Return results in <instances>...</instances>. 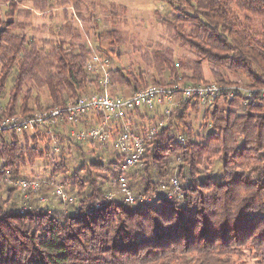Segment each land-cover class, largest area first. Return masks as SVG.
I'll return each mask as SVG.
<instances>
[{
  "label": "trees",
  "instance_id": "obj_1",
  "mask_svg": "<svg viewBox=\"0 0 264 264\" xmlns=\"http://www.w3.org/2000/svg\"><path fill=\"white\" fill-rule=\"evenodd\" d=\"M29 1L41 10L49 3L7 0L0 16V99L12 79L7 102L0 105V120L65 106L100 91L98 76L86 71L91 50L60 43L54 48L55 71L43 82L49 105L38 98L32 101L30 92H24L40 56L29 50L25 36L12 31L19 5ZM161 1L173 11L163 22L196 58L193 74H177L166 59L161 60L169 72L166 84L113 68L112 97L113 86L133 95L149 86L205 82L202 62L242 74L247 81L243 88H264V0ZM97 50L111 62L114 50ZM213 76L217 84L234 85L219 72ZM201 108L190 101L175 107L158 133L145 140L141 167L126 172L132 194L155 196L150 203L127 205L122 195L109 194L112 187L118 192L116 180L124 159L114 145L115 133L110 138L118 153L115 158L82 161L70 177L63 162L53 164L48 182L60 174L62 186L74 190L67 195L71 202H62L54 191L59 207L44 208L38 205L46 202L40 185L36 193L17 196L10 187L13 204H0V264H239L235 257L242 250L264 264V97L237 92L233 99L219 98L202 108L200 129L209 127L206 136L194 132L188 121L189 112ZM85 120L84 126L97 123ZM47 133V127H37L32 136L0 133V184H7L6 170L15 182L23 178L24 166L50 158L46 145L39 148L48 140ZM18 196L25 211L15 206Z\"/></svg>",
  "mask_w": 264,
  "mask_h": 264
},
{
  "label": "rangeland",
  "instance_id": "obj_2",
  "mask_svg": "<svg viewBox=\"0 0 264 264\" xmlns=\"http://www.w3.org/2000/svg\"><path fill=\"white\" fill-rule=\"evenodd\" d=\"M41 8L43 9H36L30 1L19 5L20 14L15 19L16 27L12 31L25 36L30 44L29 50L38 51L40 56L37 70L23 88L24 92H30L32 101L38 98L40 104L49 105L48 91L43 82L55 71L54 48L60 43L70 49L85 46L87 50H91V54L97 53V49L114 50L111 54L113 68L128 70L134 76L142 75L147 80L154 78L163 84H166L169 72L161 62L162 59L171 62L177 74H193L196 58L187 47L179 45L174 31L163 22L165 18L170 19L173 16V11L161 0H49V3ZM6 10L7 0H0V16ZM201 67L205 82L200 83H216L213 74L219 72L227 80L234 82L233 86L246 87L247 81L242 74H230L211 67L206 62H202ZM149 85L152 84H147ZM11 87L12 79H9L0 105L7 102ZM108 91L110 93L109 87ZM111 93L116 97H129L132 94L130 90L116 86L111 88ZM166 109L170 112L174 110L162 105L151 110L141 108L134 111L130 116V130L138 133V136H145L160 120H165L166 124ZM202 112V108L196 113L190 111L188 121L194 132L206 136L209 127L200 129ZM74 130L76 128L65 125L47 133L48 140L45 139L39 148L42 149L46 145L50 158L38 160L32 167L24 166L22 169V179H35L40 183L46 198L45 204L38 203L41 207H59L60 202L54 195L56 189H61L66 195L73 194L74 191L69 186H62L60 174L48 182L53 164L63 162L67 169L66 177H70L82 161L102 156L104 162H107L118 154L110 140L106 144L75 142L70 136ZM32 135L33 132L29 133V136ZM181 138L180 136L178 139ZM19 139L22 144L23 138ZM75 145L79 146L80 151L75 149ZM10 187L17 192L14 196L22 194L15 183H1L0 204L4 207L13 204V198L8 199L7 191ZM115 189L116 187L109 189V194L118 196ZM15 206L19 211H25V203L21 202L19 196ZM235 258L239 264H258L249 250L239 251Z\"/></svg>",
  "mask_w": 264,
  "mask_h": 264
},
{
  "label": "built area",
  "instance_id": "obj_3",
  "mask_svg": "<svg viewBox=\"0 0 264 264\" xmlns=\"http://www.w3.org/2000/svg\"><path fill=\"white\" fill-rule=\"evenodd\" d=\"M113 69L111 62L106 56L100 53L90 55L86 71L98 76L97 85L99 92H92L86 96H81L77 100L65 106H54L47 111H37L31 115H15L0 120V133L10 132L22 135L24 132L31 133L37 127H47L48 133L61 126L76 128L71 131L70 136L77 143H106L114 134V145L119 154L124 159L119 167L117 176L118 194L122 195L123 201L127 205L140 203H150L155 196L149 197L143 194L134 195L129 189L126 172L141 167V158L144 153L145 140L155 136L164 126L165 120H160L145 136L133 135L131 126V114L137 109L145 108L151 110L156 106H167L168 108L178 107L187 101L196 102L202 108L211 107L215 100L219 98L233 99L237 92L247 96L260 95L264 97L263 89H247L240 86H226L217 83L183 84L175 83L169 86H150L135 92L129 97H112L108 91L110 84V73ZM170 110H165L166 120L170 117ZM89 119L96 120L92 126L88 124ZM183 142L181 138L179 140ZM11 173L4 172V182L15 183L22 194L28 192L36 193L39 182L35 179H18L10 181ZM173 187L177 190L178 184L172 180ZM55 193L62 202H71L72 198L63 193L61 189H56ZM166 198H171V193L166 194ZM44 202V199H40ZM22 212V210H21Z\"/></svg>",
  "mask_w": 264,
  "mask_h": 264
}]
</instances>
